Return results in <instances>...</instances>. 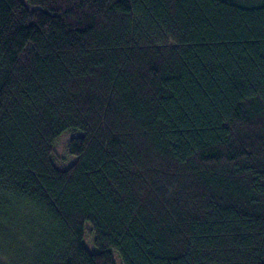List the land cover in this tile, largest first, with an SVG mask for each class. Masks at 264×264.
<instances>
[{"label":"trees","instance_id":"obj_1","mask_svg":"<svg viewBox=\"0 0 264 264\" xmlns=\"http://www.w3.org/2000/svg\"><path fill=\"white\" fill-rule=\"evenodd\" d=\"M113 251L264 264V0H0V264Z\"/></svg>","mask_w":264,"mask_h":264},{"label":"rangeland","instance_id":"obj_2","mask_svg":"<svg viewBox=\"0 0 264 264\" xmlns=\"http://www.w3.org/2000/svg\"><path fill=\"white\" fill-rule=\"evenodd\" d=\"M75 133L80 134V131H73V130H65L63 133H61L55 140L54 146H55V154L54 152V162L57 167L59 168H67L70 166L75 160H76V155L69 153L68 151V141L69 139L75 135ZM89 226L90 224L87 222L86 223V228H85V236H84V243L86 247L91 251L95 252L97 251V247L94 245V236L93 234L89 231ZM91 235V237H90ZM113 257L116 261V264H122L121 258L118 255L117 252L113 251Z\"/></svg>","mask_w":264,"mask_h":264}]
</instances>
